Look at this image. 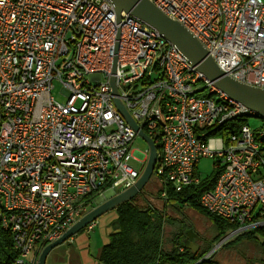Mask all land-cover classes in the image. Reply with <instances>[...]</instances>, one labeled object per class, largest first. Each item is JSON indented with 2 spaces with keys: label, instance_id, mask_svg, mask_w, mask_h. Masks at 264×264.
<instances>
[{
  "label": "built area",
  "instance_id": "obj_1",
  "mask_svg": "<svg viewBox=\"0 0 264 264\" xmlns=\"http://www.w3.org/2000/svg\"><path fill=\"white\" fill-rule=\"evenodd\" d=\"M149 1L225 74L264 89V0ZM54 84L64 102L52 96ZM114 98L157 148L153 173L164 200L167 187L179 192L204 179L201 158L220 168L198 203L236 228L202 261L236 235L264 228V124L209 136L250 112L155 29L124 12L117 22L107 0H0V231L16 255L11 264H37L99 198L137 180L130 164L137 133Z\"/></svg>",
  "mask_w": 264,
  "mask_h": 264
},
{
  "label": "trees",
  "instance_id": "obj_2",
  "mask_svg": "<svg viewBox=\"0 0 264 264\" xmlns=\"http://www.w3.org/2000/svg\"><path fill=\"white\" fill-rule=\"evenodd\" d=\"M204 95V93H201ZM250 116H241L225 124L222 128L208 131V135L228 134L237 130L248 121ZM264 124V121H261ZM212 173L198 185L184 188L179 192L167 189L165 203L179 210L180 205L193 207L211 221L215 230V239L236 227L226 220L210 214L198 203L200 194L211 188L220 172L216 161ZM164 188L161 187L159 192ZM135 198L114 209L117 228L112 229L108 241L99 250L97 260L101 264H221L211 256L205 261L201 258L211 249V243L205 246L195 239L191 230L173 233L164 238V225L169 222L162 212L152 207H140ZM214 239V240H215ZM197 240L199 241L197 243ZM255 242L264 252V228H254L236 235L223 247L231 248L236 242ZM16 255L12 250L9 235L0 231V264H11Z\"/></svg>",
  "mask_w": 264,
  "mask_h": 264
},
{
  "label": "water",
  "instance_id": "obj_3",
  "mask_svg": "<svg viewBox=\"0 0 264 264\" xmlns=\"http://www.w3.org/2000/svg\"><path fill=\"white\" fill-rule=\"evenodd\" d=\"M107 1L113 7L117 22L120 21L121 12H124L155 29L165 40L170 42L217 91L223 93L228 99L245 107L250 112V117L264 121V89L242 83L225 74L208 55L203 45L184 26L167 17L149 0ZM118 35L119 32H117L116 39H118ZM117 48L118 43H115L114 53L117 51ZM115 68L116 57L113 58L112 74H114ZM109 83L112 88V94L117 96L113 76L110 77ZM113 102L116 110L125 122L137 133V136L143 139L147 144L148 148L144 168L131 187L117 194L99 198L91 210L80 217L58 239L46 245L38 255L37 264H45L46 257L52 249L68 241L77 232L85 229L87 224L95 221L99 216L108 211L114 210L120 205L129 202L140 192H143L145 185L153 174L157 160V148L154 142L143 132L140 126H138L135 120L130 116L125 105L118 98H114ZM112 228H117L115 221L112 223ZM200 261L202 262V260Z\"/></svg>",
  "mask_w": 264,
  "mask_h": 264
},
{
  "label": "rangeland",
  "instance_id": "obj_4",
  "mask_svg": "<svg viewBox=\"0 0 264 264\" xmlns=\"http://www.w3.org/2000/svg\"><path fill=\"white\" fill-rule=\"evenodd\" d=\"M54 85L52 96L56 101L64 102L65 97L59 93V85ZM247 121L251 128H257L261 125V120L254 117H249ZM147 148V144L143 139L138 136L135 137L131 152L137 160H131L130 164L140 173L145 165L146 158L143 157V154H146ZM139 160H142V162ZM214 168L213 160L210 157L201 158L196 165L197 174L203 178L210 175ZM161 187L160 182L153 173L143 192L135 196L134 202L140 207H152L166 216L169 222L164 225L165 239L173 233H183V231L191 230L195 237L194 240L198 238L200 241L197 240V243L199 242L205 246L213 240L215 242L212 246H214L229 233L226 232L216 240L215 230L207 217L190 206L180 205L179 210L169 206L160 195L161 192L159 190ZM115 219L116 213L114 210L99 216L95 220L97 225L93 231L86 232L83 229L73 235L68 241L52 249L46 257L45 264H99V261H97L98 250L107 242L106 235L112 232L111 225ZM213 257L221 264H264L263 249L255 242H236L231 248L222 247L213 254ZM32 258L33 254L28 255L26 261Z\"/></svg>",
  "mask_w": 264,
  "mask_h": 264
},
{
  "label": "crops",
  "instance_id": "obj_5",
  "mask_svg": "<svg viewBox=\"0 0 264 264\" xmlns=\"http://www.w3.org/2000/svg\"><path fill=\"white\" fill-rule=\"evenodd\" d=\"M113 223H114V222H113ZM111 228H112V225H111ZM94 229H95V228H94ZM112 229H113V228H112ZM109 234H110V233H107V235H106V236H107V241H108V236H109ZM106 243H107V242H106ZM103 245H104V244H103ZM103 245H102V246H103ZM102 246H101V247H102ZM101 247H100V248H101ZM99 250H100V249H99ZM99 250H98V251H99ZM98 253H99V252H98ZM97 261H98V260H97ZM99 264H101V263H99Z\"/></svg>",
  "mask_w": 264,
  "mask_h": 264
},
{
  "label": "flooded vegetation",
  "instance_id": "obj_6",
  "mask_svg": "<svg viewBox=\"0 0 264 264\" xmlns=\"http://www.w3.org/2000/svg\"><path fill=\"white\" fill-rule=\"evenodd\" d=\"M107 196V195H106Z\"/></svg>",
  "mask_w": 264,
  "mask_h": 264
}]
</instances>
